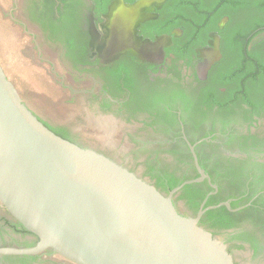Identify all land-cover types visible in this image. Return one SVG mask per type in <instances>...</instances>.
I'll list each match as a JSON object with an SVG mask.
<instances>
[{
	"label": "flooded vegetation",
	"instance_id": "flooded-vegetation-1",
	"mask_svg": "<svg viewBox=\"0 0 264 264\" xmlns=\"http://www.w3.org/2000/svg\"><path fill=\"white\" fill-rule=\"evenodd\" d=\"M166 1L142 11L127 48L112 57L115 0H8L3 18L50 108L44 116L22 100L57 135L161 182L155 187L165 194L199 179L172 194L178 212L204 210L198 224L226 245L233 264H264V81L241 79L252 58L240 59L235 39L221 33L226 15L219 30L191 36L177 25L149 29ZM189 15L178 23H195ZM262 36H246V50L255 53ZM36 241L0 203V248ZM0 264L75 263L46 249L0 254Z\"/></svg>",
	"mask_w": 264,
	"mask_h": 264
},
{
	"label": "water",
	"instance_id": "water-1",
	"mask_svg": "<svg viewBox=\"0 0 264 264\" xmlns=\"http://www.w3.org/2000/svg\"><path fill=\"white\" fill-rule=\"evenodd\" d=\"M164 1L115 0L112 57L127 48L124 40L142 11ZM198 180L165 194L109 157L62 138L23 102L0 63V203L37 238L34 246L4 247L0 254L50 249L75 264H233L226 245L198 224L204 210L185 216L172 201L174 192Z\"/></svg>",
	"mask_w": 264,
	"mask_h": 264
},
{
	"label": "trees",
	"instance_id": "trees-1",
	"mask_svg": "<svg viewBox=\"0 0 264 264\" xmlns=\"http://www.w3.org/2000/svg\"><path fill=\"white\" fill-rule=\"evenodd\" d=\"M202 2V0H196ZM197 9L202 12H197ZM204 9V10H203ZM188 10L191 14H188ZM196 10V12H195ZM212 11L210 16L208 12ZM208 14V15H207ZM191 16L195 23L180 24L177 18ZM228 17V22L221 32L224 35L235 39L236 50L240 59H247V55L252 59L248 65L242 68L241 79L249 82L264 81V0H208L206 7L202 5H194L190 0H167L159 11V17L149 29L158 31H169L173 26L177 25L183 30V35L191 36L199 34L194 30H201L207 27L206 31L216 29L217 21L223 16ZM209 17V18H208ZM262 36L258 50L247 51L244 38L246 36ZM256 71V72H255ZM157 187L164 188L161 182H156ZM191 185L184 186V189ZM222 212H226L223 210ZM221 213V212H220Z\"/></svg>",
	"mask_w": 264,
	"mask_h": 264
},
{
	"label": "rangeland",
	"instance_id": "rangeland-1",
	"mask_svg": "<svg viewBox=\"0 0 264 264\" xmlns=\"http://www.w3.org/2000/svg\"><path fill=\"white\" fill-rule=\"evenodd\" d=\"M8 0H0V62L9 79L16 85L21 98L40 114L46 115V109L50 108L44 98L46 91L39 82H36L34 76L37 74L36 68L27 60L24 61L17 52L18 38L14 39L13 31L7 26V22L3 18V12L7 10ZM10 34H5L6 30ZM18 40V41H17ZM32 85H26L25 81H32ZM39 104V105H36ZM43 106V107H42Z\"/></svg>",
	"mask_w": 264,
	"mask_h": 264
}]
</instances>
